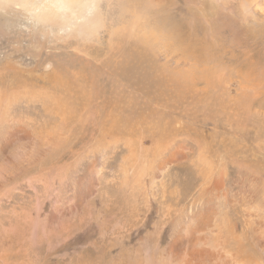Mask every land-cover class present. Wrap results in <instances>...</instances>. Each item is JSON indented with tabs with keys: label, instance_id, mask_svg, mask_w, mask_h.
Here are the masks:
<instances>
[{
	"label": "rangeland",
	"instance_id": "374dc122",
	"mask_svg": "<svg viewBox=\"0 0 264 264\" xmlns=\"http://www.w3.org/2000/svg\"><path fill=\"white\" fill-rule=\"evenodd\" d=\"M42 5L53 23L35 14ZM0 7V66L9 63L5 71H13L11 67L18 65L17 84L23 86L28 82L23 68L45 72L52 64L49 71L59 73L72 95L54 90L58 97L66 94L70 141L31 161V167L23 161L17 163L21 168L16 165L18 212H32L21 241L33 242V264H80L81 212L98 211L88 203L85 211L79 207L78 175L85 174L105 149L125 147L129 139L134 145L141 143L145 128L129 129L127 117L144 112L156 121H181L182 128L169 140L171 148L182 143L195 147L193 138L208 144L195 134L213 130L233 137L247 131L264 133V0H0ZM51 86L45 80L36 89ZM93 95L106 107L99 115L106 113L110 126L102 118L91 125L97 117ZM15 112L32 118L26 121L30 129H58L60 111L46 110L41 101L20 99ZM81 113H86L88 123L79 120ZM93 146L98 147L94 155L89 153ZM81 154L84 158L76 169L71 164ZM46 178L52 179L49 187ZM105 224L100 222L99 229Z\"/></svg>",
	"mask_w": 264,
	"mask_h": 264
},
{
	"label": "bare ground",
	"instance_id": "6f19581e",
	"mask_svg": "<svg viewBox=\"0 0 264 264\" xmlns=\"http://www.w3.org/2000/svg\"><path fill=\"white\" fill-rule=\"evenodd\" d=\"M44 9L46 6L36 8L35 14L50 21L43 14ZM6 65L10 67L9 63ZM7 66H0V264H33L36 258L33 242L21 241L22 231H26L23 226L30 223L32 212H18L21 167L17 163L23 161L31 167V161L40 160L41 155L70 141L68 110L64 109L66 94L58 97L57 91L62 89L70 95L71 91L66 81L61 84L62 77L55 69L49 71L52 64H48L45 72L23 68L22 74L28 77L23 86L17 84L19 66L14 64L13 71H5ZM58 79L60 82L54 83ZM45 80L52 86L37 90L36 84ZM20 99L38 100L46 110L60 111L58 129H30L26 124L27 120L33 121L30 116L15 115ZM92 103L97 117L91 115V125H97L102 118L110 126L107 114L103 113L104 118L99 115L104 106L96 102L94 95ZM108 111L112 115L113 107ZM85 115L81 113L79 120L88 123ZM137 115L126 120L129 129L145 128L141 143L134 145L133 139H129L125 147L113 145L114 148L105 149L87 165L85 174L78 175L79 207L85 211L88 203L98 211L81 212L80 264H264V144L258 143L264 142V133L239 131L233 137L213 130L195 134L208 144L193 138L195 147L182 143L171 148L169 140L182 128L181 121L176 124V120L173 123L168 118L156 121L144 112ZM80 129L78 135L84 136L85 123ZM72 147L69 150L74 155ZM95 148L98 147L93 146L89 153ZM82 154L71 164L76 169L84 158ZM63 175L68 176V172ZM44 182L49 187L52 179L46 178ZM6 206L9 212L4 211ZM100 222L106 224L99 229Z\"/></svg>",
	"mask_w": 264,
	"mask_h": 264
}]
</instances>
